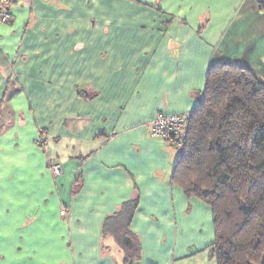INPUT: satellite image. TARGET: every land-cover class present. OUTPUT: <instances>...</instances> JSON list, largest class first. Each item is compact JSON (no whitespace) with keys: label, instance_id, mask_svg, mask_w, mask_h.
<instances>
[{"label":"crops","instance_id":"crops-1","mask_svg":"<svg viewBox=\"0 0 264 264\" xmlns=\"http://www.w3.org/2000/svg\"><path fill=\"white\" fill-rule=\"evenodd\" d=\"M6 1L0 264H219L213 208L150 128L193 112L211 67L264 83L263 0Z\"/></svg>","mask_w":264,"mask_h":264},{"label":"trees","instance_id":"trees-1","mask_svg":"<svg viewBox=\"0 0 264 264\" xmlns=\"http://www.w3.org/2000/svg\"><path fill=\"white\" fill-rule=\"evenodd\" d=\"M259 4L264 11V0ZM174 180L188 197L213 208L219 264L260 262L264 83L249 69L233 64L210 68L203 95L191 112L185 147L175 161ZM223 219L229 221L228 229ZM138 258L139 249H131L124 264H137Z\"/></svg>","mask_w":264,"mask_h":264},{"label":"built area","instance_id":"built-area-1","mask_svg":"<svg viewBox=\"0 0 264 264\" xmlns=\"http://www.w3.org/2000/svg\"><path fill=\"white\" fill-rule=\"evenodd\" d=\"M13 16L7 7L6 0H0V22L10 23ZM191 113H179L165 115L158 113L151 122V136L159 138L166 142L173 143L180 151L185 147L186 136L190 127ZM39 144L45 143L42 137L38 140ZM49 171L54 177H59L63 173L62 164L57 161H51L49 164ZM62 215H67L68 211L63 206L61 210Z\"/></svg>","mask_w":264,"mask_h":264},{"label":"water","instance_id":"water-1","mask_svg":"<svg viewBox=\"0 0 264 264\" xmlns=\"http://www.w3.org/2000/svg\"><path fill=\"white\" fill-rule=\"evenodd\" d=\"M123 235V245H126L127 247H131V245H133L132 241L129 239V237L125 234H122ZM254 264V263H252ZM256 264H264V255L263 257L261 258L260 262L259 263H256Z\"/></svg>","mask_w":264,"mask_h":264},{"label":"rangeland","instance_id":"rangeland-1","mask_svg":"<svg viewBox=\"0 0 264 264\" xmlns=\"http://www.w3.org/2000/svg\"><path fill=\"white\" fill-rule=\"evenodd\" d=\"M224 217H225V216H224ZM222 222H224V225L226 226L225 228L228 229V227H229V221H228L227 219H223ZM263 255H264V253H263ZM263 255H262V257H263Z\"/></svg>","mask_w":264,"mask_h":264}]
</instances>
